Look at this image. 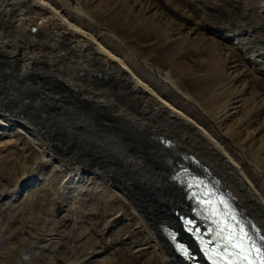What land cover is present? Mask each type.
<instances>
[{"label": "bare ground", "instance_id": "6f19581e", "mask_svg": "<svg viewBox=\"0 0 264 264\" xmlns=\"http://www.w3.org/2000/svg\"><path fill=\"white\" fill-rule=\"evenodd\" d=\"M135 1L133 7L138 6ZM98 2L89 0L88 12L103 25L112 26L113 32H145L140 17L130 15L132 8L113 2L109 8H100L104 11L100 13L95 9ZM64 8L57 0H0V69L11 70L0 75V110L7 107L40 125L47 140L43 152L48 160H59L53 151L58 149L63 161L75 162V170H71L75 173L70 172L74 180L84 181L89 174L112 180L149 231V241L140 244L141 249L153 247L160 263L191 264L176 252L167 230L172 227L183 232L180 239L192 243L175 214L176 210L189 214L193 208L186 184L175 180L183 178L178 175L183 166L228 196L264 248V189L223 141L224 137L232 140L264 170V148L252 146L243 131L257 122L263 99L257 94L240 98L244 89L251 88L246 85L232 89L230 104H222V111L206 110V119L217 125L209 129L203 116L168 98L153 80L116 56L107 45L108 37H96L92 30L72 22ZM194 74L198 96L213 93L217 98L223 93L225 85L213 81L215 75L209 71L201 77ZM136 190L145 194L140 195V205L133 196Z\"/></svg>", "mask_w": 264, "mask_h": 264}, {"label": "rangeland", "instance_id": "374dc122", "mask_svg": "<svg viewBox=\"0 0 264 264\" xmlns=\"http://www.w3.org/2000/svg\"><path fill=\"white\" fill-rule=\"evenodd\" d=\"M57 2L65 7L72 22L92 30L96 37H108L107 45L127 66L153 80L168 98L196 116L206 119V110L222 111V104H230L229 91L241 90L245 85L251 88L247 92L244 89L240 98L251 99L257 94L264 102V0H136L135 8L134 0H99L95 9L100 13L104 12L100 8H109L113 2L132 8L130 15L140 17L141 30L145 29L142 35L135 31L125 35L113 32L112 26L90 15L89 0ZM159 66L173 68L164 70ZM9 71L0 69V75ZM167 71L169 79L165 78ZM207 71L215 75L213 81L227 85L220 98L213 97V93L197 94L194 73L201 77ZM10 81L20 89L14 79ZM2 109L0 264H162L154 257L153 247L141 249L140 244L149 241V231L112 180L95 174L84 181L74 180L70 172L75 173L71 171L75 170V162L63 161L58 149L53 151L59 154V160H48L43 152L47 151V140L46 133L39 131L40 125L7 107ZM261 112L257 122H251L243 131L253 141L252 146L264 148V109ZM204 123L209 129L217 127L209 119ZM223 141L264 189L260 163L250 161L246 151L232 140L224 137ZM143 194L133 192L139 205Z\"/></svg>", "mask_w": 264, "mask_h": 264}, {"label": "water", "instance_id": "95a60500", "mask_svg": "<svg viewBox=\"0 0 264 264\" xmlns=\"http://www.w3.org/2000/svg\"><path fill=\"white\" fill-rule=\"evenodd\" d=\"M189 174H191V172L186 167L183 166L181 168V175L180 176L183 177V178H185V183L186 184L189 181H192L193 180V178L187 177ZM191 187L192 188H198L199 189L198 191H195L193 194H191L189 196V199L192 201L193 208L189 211V214H188V210H186L185 212H182L181 213V216L183 218H186L187 217V218L196 219V220H198L197 221V224L203 225V223L206 222L207 220H206V217L203 214L204 209L200 206L199 200L196 199L197 194H199L200 193V190L202 189V186H201V184H197V183L193 182V185ZM185 191H187V189H185ZM195 226H196V224L194 225V227ZM251 234H252V237L255 239V243L261 246V244L259 242V239L256 237V235L253 232H251ZM189 257L192 258V259H196L193 256H189Z\"/></svg>", "mask_w": 264, "mask_h": 264}, {"label": "snow or ice", "instance_id": "6c2138e0", "mask_svg": "<svg viewBox=\"0 0 264 264\" xmlns=\"http://www.w3.org/2000/svg\"><path fill=\"white\" fill-rule=\"evenodd\" d=\"M236 226L239 227L238 222H236ZM245 235H246V234L243 233V231H242V229H241L240 234H239V235H235V236H234V239L237 240V241H239V240H240L243 236H245ZM226 246H227V245H226Z\"/></svg>", "mask_w": 264, "mask_h": 264}]
</instances>
